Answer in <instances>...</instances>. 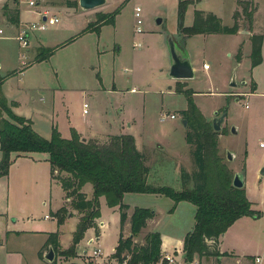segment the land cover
I'll return each mask as SVG.
<instances>
[{
    "label": "rangeland",
    "instance_id": "rangeland-1",
    "mask_svg": "<svg viewBox=\"0 0 264 264\" xmlns=\"http://www.w3.org/2000/svg\"><path fill=\"white\" fill-rule=\"evenodd\" d=\"M65 1L76 2L78 6L77 0ZM117 1L106 3L105 10H115L120 3L116 4ZM129 1L126 0V4L120 9L115 30L111 24H105L101 33L92 32L75 41H71V38L84 27V19L73 10L68 13L62 9L54 11L53 14L59 19L58 23L50 25L44 31H32L28 46H33L37 52L41 51L39 48L42 46H57L54 54L34 64L21 79L12 78L5 87L7 94L17 98L22 113L31 112L32 128L45 139L51 138L53 129H57L65 138H70L71 129L114 133L117 121L131 113L138 121L137 137L140 146H148L143 149L144 164L149 167L146 181L154 186H169L180 190L183 187L181 169L191 173L194 164L190 147L184 140L187 122L184 126L180 114L187 101L176 90L182 88L200 92L192 96L193 100L211 131L218 133V159L212 156L208 145L206 150L211 189L217 190L220 181L231 184L233 175L243 172L244 188L253 201L254 208L259 209V201L264 197V175L257 172L259 165L264 164V95L229 97L223 93L244 91L242 77L247 78L248 68L243 64L233 70L235 57L221 51L220 41L212 40L207 42L204 51L198 52L200 61L196 65L195 75L188 80H171V83L169 67L160 63V41L149 33L144 40L139 33L133 32ZM252 1L256 6L253 18L264 32V0H258L259 5L255 0ZM9 4L14 7L12 2ZM35 8L38 6L31 7ZM2 12L8 13L7 10ZM157 18L161 17L157 15L150 19L153 31L161 29V25L156 24ZM8 21L9 17H5V22ZM240 26L248 28L247 21L242 17ZM0 28L3 29L0 55L13 69L25 67L30 62L28 48H22L15 40V30L4 24ZM142 28L144 31V23ZM41 49L45 55L47 49ZM203 62L208 64V68L202 66ZM233 79L235 86L230 85ZM171 84L174 92L168 94L167 86ZM84 101L88 104L86 115L82 112ZM218 105L222 106L217 109L218 115L223 108H226L227 114L221 130L214 131L212 112ZM162 114H174L175 117L161 120ZM232 128L235 132H232ZM77 133L85 141L90 140L83 133ZM109 136L104 135L97 140L108 141ZM260 143L263 146L260 147ZM228 153L232 155L231 160L227 158ZM44 155L46 156L44 153H27L26 156L13 159L8 174L0 178V228H3V224L15 229L29 226L52 228L61 231L62 242L65 244L69 242L68 230L75 216L68 218L69 222L64 225L58 223L55 217L45 220V215L53 216L55 209L62 205L64 196L59 184L50 178L49 164L43 159ZM186 184L184 187H193L190 181ZM88 187L84 190L91 192L92 186L89 184ZM122 202L131 206H149L155 210L157 216L149 228L171 234L174 238L184 237L194 227L195 206L189 202L181 201L174 208V204L165 196L159 198L153 194L137 193L127 194ZM63 206L65 210L61 212V217L66 218L75 210L69 206V200ZM170 207L173 209L170 210ZM99 211L100 219L96 218L95 224L98 226V219L104 225L88 228L79 241L80 249L75 244L73 252H66V255L58 253L61 256L59 261L67 262L76 257L77 264H91L89 255L94 248L99 247L102 255L95 258L97 264H102L106 256L117 264L112 254L117 242L118 204L110 206L106 198L100 196ZM230 231L225 242L227 244L233 242ZM144 234L145 230L141 231L134 242L142 243ZM67 249L59 250L61 252ZM77 250L82 255L77 256ZM3 251L1 248L0 264H3ZM181 261L177 258L178 264ZM203 264H210V261L204 259Z\"/></svg>",
    "mask_w": 264,
    "mask_h": 264
},
{
    "label": "trees",
    "instance_id": "trees-1",
    "mask_svg": "<svg viewBox=\"0 0 264 264\" xmlns=\"http://www.w3.org/2000/svg\"><path fill=\"white\" fill-rule=\"evenodd\" d=\"M188 0H179L178 23L179 29L185 36L194 34H234L240 29L241 17L250 27L253 22V13L256 10L252 0H238L237 9L233 13V24H222L219 17L211 12L195 10L193 23L190 27L183 26V17ZM76 5V2H68ZM7 10L9 19L17 23V9ZM120 10L97 15L96 23H89L82 31L100 23L113 24L114 16ZM99 24V25H98ZM263 35L250 36L251 68L262 61L261 44ZM54 49H47L46 56L51 55ZM236 61L241 59V50L236 54ZM5 77L0 76V178L8 174V169L14 158L26 156L27 153H44L49 164L51 179L56 180L69 206L82 213L72 236V246L60 252L58 249L57 232L48 233L44 246H50L56 255H66L73 252V247L83 238L85 231L96 227L95 219L100 216L99 197L104 196L110 206L118 204L119 208V239L112 254L118 264H168L161 252V235L159 232H148L144 243L139 245L134 238L145 227L146 221L153 217L151 209L135 207L130 217V235L124 237L123 225L127 219L128 206L122 202L125 193H152L170 198L174 205L187 201L195 206V223L192 231L186 233L183 240V253L185 264H193L194 256H227L220 253L217 245L219 237L242 216H257L258 211L251 208L245 188H235L232 183L219 182L217 190L211 189L209 172L206 166V150L209 147L212 156L218 159L217 132L211 131L203 119L201 112L193 100L192 89L176 91L185 96L187 108L180 111L182 119L187 122L185 141L190 147V154L194 164L191 173L181 169L183 187L176 190L169 186H154L146 181L149 167L144 164L145 156L135 147L132 135H112L108 141L99 142L97 139L83 141L75 129H71L70 138H64L57 129H53L50 139L43 138L31 125V121L15 114L12 107L14 102H9L2 92ZM256 89V84L251 81V91ZM213 129V128H212ZM208 145V147H207ZM192 182L193 187L187 188L186 182ZM92 185V197L87 198L82 187ZM171 208L170 210H172ZM65 207H60L54 212L58 223L64 217L60 214ZM75 254V253H74ZM73 255V254H72ZM41 256V252L39 253ZM55 264V260L52 262Z\"/></svg>",
    "mask_w": 264,
    "mask_h": 264
},
{
    "label": "crops",
    "instance_id": "crops-1",
    "mask_svg": "<svg viewBox=\"0 0 264 264\" xmlns=\"http://www.w3.org/2000/svg\"><path fill=\"white\" fill-rule=\"evenodd\" d=\"M78 1V0H77ZM114 0H105V2L95 8L88 9V10H83L80 8L79 4L77 5H71L69 6L68 3H66L65 0H37V6L38 8L31 9L29 7H26L23 3H20L18 0H0V25L4 24L7 28L15 30L16 31V36L19 31V29L24 25L29 22H39L41 17L38 12L47 10L49 12V16H56L53 14L54 11L62 9L63 12H67L69 10H73L75 13H78L83 19H84V27L81 29V31L76 34L74 37L71 38V41H75L77 38L95 32V33H101L103 26H106L105 24L100 23V25L95 28L92 27L85 32H82L89 23H96V18L97 15L104 13L108 14L113 11H115L118 7L120 9L126 4V0H118L116 2L119 3L117 8L113 11H106L104 8V5L106 3H109ZM238 0H188V4L186 6V11L183 17V26L184 27H190L193 23V15L195 10H202L205 12H211L215 14L217 17L220 18L222 24L231 26L233 24V13L238 9L239 7L237 5ZM256 3L259 5V1L255 0ZM9 2H12L14 4V7H11ZM19 3V4H18ZM128 3H130V8H131V23H132V30L135 32V18L133 14V9L135 6H140L142 8V19L144 23V31L139 33V36L142 37L144 40H146L145 35L147 33L151 34L152 36H156L157 40L160 41L161 45V52H162V58H161V64L163 66L169 67L171 64V58L169 55V46L168 42L169 39H171L174 43L175 50L177 53L183 57L187 58L193 68V76L195 75V72L197 70L196 65L199 63V58H198V52L201 50L204 51L205 47L208 45V41H220V49L222 52L227 53L228 56H234L236 58V54L238 50H241V59L240 61H236L234 59V67L232 69L234 70L236 67H240L241 65H245L246 69L248 70V75L247 78L244 76L242 77V84L244 85L245 90H237V91H230V92H223L225 94H228L229 97L233 95H257L261 94L264 95V32L257 26L256 21L253 18L252 25L246 29L242 28L240 26V29L234 33V34H194L191 36H185L179 29V23H178V17H177V12H178V4L179 0H130ZM4 5H8L9 8H15L17 9V23L9 21L6 23L5 22V17H8L7 14L3 13L2 11L4 9ZM37 10V11H36ZM51 14V15H50ZM120 10L115 14L114 16V23L109 24L113 30L117 28L118 25V17L120 16ZM161 17V23L157 25H161L160 31H153L152 26L150 25V19L151 17H156V16ZM57 17V16H56ZM38 18V19H37ZM7 19V18H6ZM5 22V23H4ZM58 23V22H57ZM54 23V24H57ZM97 24V23H96ZM53 25V24H51ZM50 26V25H49ZM49 26L46 28L48 29ZM45 29V30H46ZM35 31V30H34ZM36 31H44V30H36ZM32 34V31L29 32L28 34V46H29V41H30V35ZM253 34H260L263 35V40L261 44V55H262V61L260 64L257 66L251 68V61H250V53H251V43H250V36ZM16 36H14L16 40ZM147 36V35H146ZM3 37V36H2ZM1 37V38H2ZM37 39V36H35ZM218 39V40H217ZM45 46V45H44ZM28 48V47H27ZM41 48H46V49H54V52L57 48V46H50L46 45V47H41ZM39 48L41 51L37 52L36 50L34 51L33 46L27 49L28 53V58L30 62L23 67V68H11L8 63L2 58L0 55V76L5 77V80L2 84V92L5 98L9 102H14L15 106L12 107V110L15 114L19 116H23L31 121L32 125V120H31V112L29 113H22L20 109V103L17 100L15 96H9L5 90V87L8 86L9 81L12 78L19 77L21 79L22 76L26 74V72L33 67L34 64H37L38 62L49 58L51 55L54 54V52L51 55L46 56L42 52H44L43 49ZM246 48V52H245ZM206 64V62H203L202 66ZM208 68V64H206ZM227 67L230 69L229 64ZM205 68V67H204ZM228 69V71H229ZM170 81L171 80H176L172 79L169 77ZM188 80V79H187ZM251 81H253L256 84V89L252 92L251 91ZM172 83V81H171ZM169 89L168 94H171L173 91V84L167 86ZM29 90L33 91V88H30ZM194 93L192 96L195 95V93H200L195 90H193ZM54 93V92H53ZM236 101L238 98L235 99ZM83 103H87L84 101ZM83 103H82V110H83ZM222 106L218 105L215 106V110L221 108ZM187 108L182 107L181 110H184ZM180 110V111H181ZM83 112V111H82ZM88 113V111H87ZM83 113V114H87ZM213 113V112H212ZM129 115L119 119L116 123V129L114 133L111 132H97V131H89V132H83V131H77L80 134L83 133L87 139H99L101 137L109 136V134L112 135H124V134H129L132 135L134 138L135 142V147L137 148L138 151L143 153V149L148 147L146 145L140 146L139 144V139L137 137L138 132V121L136 117H134L131 113H128ZM185 132L184 130V140H185ZM65 138V137H64ZM85 139V138H84ZM186 142V141H185ZM157 144V143H156ZM160 144V143H158ZM261 144V143H260ZM263 146V145H262ZM261 147V146H260ZM1 157V153H0ZM23 157V156H20ZM15 159V158H14ZM44 160H46V156L44 155L43 157ZM262 165V164H260ZM257 168V172L261 170L262 166ZM264 165V164H263ZM245 177V175H244ZM51 178V177H50ZM52 181H55L58 183L56 180L51 179ZM59 184V183H58ZM90 183H86L82 187V191L86 194L87 198L92 197V192L93 189H91V192L85 191L87 188H89ZM91 185V184H90ZM60 186V184H59ZM92 186V185H91ZM245 187V185H244ZM61 188V186H60ZM85 188V190H84ZM62 190V188H61ZM264 192V190H262ZM63 196L64 200L62 202V205L59 206L55 211H57L60 207H62L67 200L64 195ZM245 193L248 198V200L251 202V208L255 211L259 212V215L257 216H242L238 218L226 231L223 233L218 240V251L220 253H228L229 255L227 256H208V257H199L198 255L194 256L193 264H203L204 259H208L210 261V264H255L254 263V258L256 256H263V262L264 264V197L261 198L259 201V204L261 207L259 209L254 208V203L250 199V197L247 194L246 188H245ZM130 193H125L123 196V199H125V196ZM137 194H152V193H137ZM156 197L162 198L163 195L160 194H153ZM166 197V196H165ZM168 198V197H167ZM170 199V198H169ZM171 200V199H170ZM172 204L174 202L171 200ZM187 202V201H186ZM128 206L126 213H127V219L123 225L122 228V234L124 237H127L130 235V217L132 215L133 209L135 207H142V208H148L152 209L149 206H139V205H133L131 206L128 203L123 202ZM179 203V202H178ZM175 204L174 208L178 205ZM258 204V205H259ZM168 207V206H166ZM171 208V207H170ZM168 209V208H167ZM52 211V210H51ZM54 211V212H55ZM153 217L148 219L146 221L145 227L141 230H145V235L148 232H154V228H149V225L155 220L157 216V212L153 210ZM118 213H119V208H118ZM54 214V213H53ZM81 213L79 214L77 210L72 211V214H68L66 218H64L62 225L65 223L69 222L68 218L75 216V220L70 224L69 230H68V239L69 242L63 243L62 242V235L61 231L59 230H53L52 228L50 229H43L40 226H29L26 228H19L15 229L10 227L8 224H3V228H0V249L2 248L4 251L2 253V263L3 264H52V262L55 260V264H77L76 257L74 258L75 260H70L67 262H61L59 261V258L61 256H58L55 254L54 260L53 261H47L44 258L45 253L49 249L48 246H44L45 242L48 237V233L50 232H57L58 234V247L59 249H67L72 242V236L73 232L76 229V225L80 219ZM47 216V217H46ZM50 217H55L53 216H48L45 215V220L50 219ZM56 218V217H55ZM100 219V217L98 218ZM97 219V225L96 228L102 227L104 225V222L102 220ZM232 228V229H231ZM230 231V234L232 235L233 242L231 244H227L226 238L227 234ZM119 232H120V225L118 221V231H117V242L119 239ZM159 232L161 235V252L163 254L167 253L168 255L172 256L174 259L175 264L177 263V258H180L182 261L180 264H185L184 262V253H183V240L184 237L183 235L174 238L171 236V234L168 233H163L161 231H155ZM2 235V237H1ZM85 235V233H84ZM98 238H96L97 240ZM92 241V238L90 239ZM137 243V242H136ZM144 240L142 243H138L139 245L143 244ZM80 242L77 244V248L80 249ZM115 251V249H114ZM41 252V256H39V253ZM80 251L77 250V256H80ZM102 255V251H101ZM100 255V256H101ZM111 257V255H110ZM176 260V261H175ZM92 259L89 255V262L91 263ZM102 264H114L111 262V259L109 256H106L102 260ZM118 264V263H117Z\"/></svg>",
    "mask_w": 264,
    "mask_h": 264
},
{
    "label": "water",
    "instance_id": "water-1",
    "mask_svg": "<svg viewBox=\"0 0 264 264\" xmlns=\"http://www.w3.org/2000/svg\"><path fill=\"white\" fill-rule=\"evenodd\" d=\"M105 2V0H78V4L81 9L88 10L95 7H98L102 5ZM156 23H161V18L156 19ZM169 46V53L171 58V64L169 66L168 75L172 79L176 80H187L191 79L193 77V68L187 58L181 57L177 51L175 50L174 43L171 39H169L168 42ZM232 86H235V82L233 79V82L230 84ZM227 114L226 108H223L222 113L218 115V111L215 110L213 112L214 117L212 118V128L214 131H220L221 130V124ZM182 123L184 126H186V120L183 119ZM232 132H235V129L232 128ZM84 141L85 139L82 138ZM227 158L229 160L232 159L231 154H227ZM260 174L264 175V165L262 166L260 170ZM245 185V177L243 172H237L233 175L232 179V186L235 188H244ZM55 257L54 251L51 247H49L48 251L45 253L44 258L47 261H53ZM175 264V263H172Z\"/></svg>",
    "mask_w": 264,
    "mask_h": 264
},
{
    "label": "built area",
    "instance_id": "built-area-1",
    "mask_svg": "<svg viewBox=\"0 0 264 264\" xmlns=\"http://www.w3.org/2000/svg\"><path fill=\"white\" fill-rule=\"evenodd\" d=\"M20 3L26 4L28 7H35L37 6V0H18ZM37 11V10H36ZM41 19L39 22H29L27 24H24L18 31L16 40L19 42L20 46L22 48L28 47V34L31 31L34 30H45L49 25L57 23L59 21L58 17L56 16H49V12L47 10L38 12ZM133 14L135 18V32L141 33L143 31V19H142V8L140 6H135L133 9ZM3 35V29L0 28V38ZM139 45V44H138ZM203 67H207L206 64L203 65ZM247 106V104H246ZM88 104L83 103V113H87ZM161 120H165L166 118H174V114H162ZM263 144L261 143L260 146ZM47 217V216H46ZM101 255V249L99 247L94 248L90 257L92 259L91 264H97L95 262V258ZM164 258L167 260L168 264L175 263L172 256L168 255L167 253L164 254ZM263 262V256H256L254 258L255 264H262Z\"/></svg>",
    "mask_w": 264,
    "mask_h": 264
}]
</instances>
